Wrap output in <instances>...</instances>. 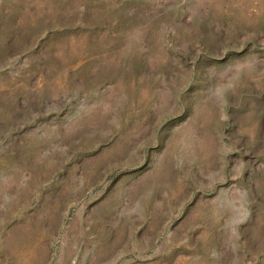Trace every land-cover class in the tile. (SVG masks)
<instances>
[{"label": "rangeland", "instance_id": "374dc122", "mask_svg": "<svg viewBox=\"0 0 264 264\" xmlns=\"http://www.w3.org/2000/svg\"><path fill=\"white\" fill-rule=\"evenodd\" d=\"M0 264H264V0H0Z\"/></svg>", "mask_w": 264, "mask_h": 264}]
</instances>
